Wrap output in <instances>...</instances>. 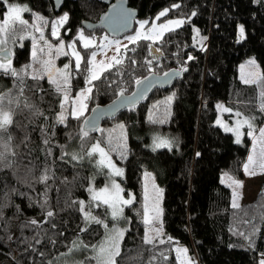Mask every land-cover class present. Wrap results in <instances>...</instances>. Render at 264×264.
Wrapping results in <instances>:
<instances>
[{
    "label": "trees",
    "instance_id": "16d2710c",
    "mask_svg": "<svg viewBox=\"0 0 264 264\" xmlns=\"http://www.w3.org/2000/svg\"><path fill=\"white\" fill-rule=\"evenodd\" d=\"M10 2L27 5L31 9L26 13L29 23L34 21L36 14L45 17L49 32L52 20L67 13L69 19L61 26L60 37L70 39L83 29L81 20L95 21L105 10V5L93 0L65 1L58 14L54 13L51 0ZM128 2L138 10L139 18L152 19L169 8L165 18L183 17L186 22L174 31L165 32L163 38L155 43L140 39L123 51V63L93 82L84 115L79 120L69 116L66 126L51 127L55 133L51 145L53 158L60 155V145L67 144L70 150H79L80 141L68 140L66 134L78 133L94 106L107 104L121 92L130 93L137 80L152 72L162 74L170 69L179 70L178 78L169 88L155 89L137 106L120 112L113 119L104 120L100 126L104 133L90 132L85 144L87 148L96 139H101V146L107 150L109 132L115 143V138L121 134L119 125H124L126 158L121 159L117 152H110L113 161L124 169L121 180L124 192L136 195L137 206L143 168L154 174L163 189L161 206L165 243L156 241L155 248L143 243L145 225L130 206L125 210L128 232L122 242L120 259L122 264H148L153 255L159 256V252L164 251L167 260L158 259L155 264H179L174 247L183 245L196 264H255L264 253V183L252 201L242 203L238 208L232 207L231 190L222 184L220 176L228 173L236 179L243 178L242 166L250 141L245 136L242 143H236L230 133L215 125V117L216 104L221 102L244 117H254L258 125L264 122V111L260 109V87L246 85L238 77L239 64L248 57H253L264 72V3L257 0ZM175 4L179 7L172 8ZM6 7L0 4V10ZM192 12L196 15L192 16ZM241 25L245 29L243 39L239 34ZM101 31L97 29L91 33ZM83 33L90 34L85 29ZM23 35L25 33L18 29L11 39L18 41ZM11 39L9 44L12 45ZM28 39L23 40L21 47H15L13 67L16 69L27 65ZM75 40L84 57L83 69L90 48L84 49ZM151 46L162 53L158 62L150 57ZM189 56L194 59L189 60ZM35 84L31 75L26 77L24 97L44 111L48 125L52 126L54 114L59 110L57 97L46 77L39 81L43 91H35ZM16 86L14 77L0 71V92L12 89L15 94ZM84 86L83 75L74 72L71 97ZM173 94L174 99L168 104L167 98ZM166 109L171 112L166 123L149 122L150 114L156 120L164 119ZM18 119L26 126L13 132L20 163L14 174L8 169L0 171V189L3 190L0 196L4 192L9 193L8 197H4L8 206L3 208L0 216V264H55L65 253L68 254L72 241L79 239L91 245L97 244L103 237L105 228L102 225L93 224L87 231H80L86 225L82 214L77 211L78 206L71 205L70 201L90 200L87 189L92 177L95 176L94 185L99 187L105 181L107 170H103L105 174L102 175L101 170L87 160L75 168L62 162L56 165L57 179L49 182L51 190L48 193L49 204L56 214L46 218L45 209L37 203L44 199L45 186L36 183L34 176L26 172L31 161L37 165L35 175L38 176L40 166L45 163L48 146L42 143L38 127L43 120L38 118L28 124L23 116ZM25 131L31 136V142L26 146L21 143ZM157 137L175 140L178 147L173 146L171 150L151 149ZM197 153L200 155L197 156ZM65 176L71 181L67 185L61 182ZM73 177L76 179L73 180ZM12 189L16 191L12 192ZM93 210L108 226L113 225L109 214L106 215V206L94 207ZM32 219L39 223L32 225ZM255 229L258 231L253 235ZM168 236L173 237V241L169 242ZM247 236H252V241L246 239Z\"/></svg>",
    "mask_w": 264,
    "mask_h": 264
},
{
    "label": "snow or ice",
    "instance_id": "6c2138e0",
    "mask_svg": "<svg viewBox=\"0 0 264 264\" xmlns=\"http://www.w3.org/2000/svg\"><path fill=\"white\" fill-rule=\"evenodd\" d=\"M257 2L264 3V0H257ZM0 4L7 5L6 9L0 10V16L3 18L0 19V71L5 75H10L16 80L15 94L12 89L7 91L0 92V171L5 169L12 170L13 174L17 168V165L20 163L19 156L20 153L17 151V143L13 132L18 128L26 127L18 117L23 116L24 120L28 124H32L38 118H42L43 123L38 126L39 132L42 137V143L48 146L45 149V163L39 168V175H35L37 165L35 163H30V167H26V172L35 178L36 183L43 184L45 186V191L43 193V201H37L39 206L42 209H45V217L52 218L56 214L54 210L51 209L48 200V193L51 190L50 181H55L57 179L56 172L54 167L59 163L66 165H71L73 168L81 164L83 161L87 160L89 163H94L96 168L101 170L100 174H105L103 170H107V179L108 183L100 189H96L94 186H89L87 191L91 196V199L85 203L84 200H73L70 201L71 205H77V211L82 214V219L86 227H82L80 231H87L88 227H91L93 224L102 225L105 228L104 239L98 244H86L82 240H74L71 242V246L68 248V252H77L81 250H88L89 248L92 251V255L86 257L85 260H81L78 264H122V242L126 233L128 232L127 228H109L105 220L98 218L93 215L94 207L107 206L110 210L111 217L119 221L123 219L125 223L128 222L127 217H124V207L130 206L135 201V195L129 194L127 198L123 195L124 189L119 183L116 182V177H121L124 175V169L117 166V164L112 160L110 152H117L121 159L126 158L127 153V137L124 132V125H119L121 129V134L119 137L114 138L109 132L107 138L108 149L102 147V140L96 139L95 142L91 143L89 147H85V144L88 142L90 132H100L104 133L103 129H100L94 122L93 119H85L83 121L84 127H82L78 133L73 135L72 133H67V139L73 140L78 139L80 141L79 150H70L69 145H60V155L54 157L52 150V137L55 136V133L51 131V127L55 125H67L68 117L71 116L76 120H79L84 112L87 110L86 101L89 99L92 94L94 81L100 80L103 74L111 70L115 65L123 63L122 59H117V56H112L111 61L113 63H105V61H96L97 53L95 51L91 52L90 58L84 63L82 69V61L84 57L81 56V53L76 50V40H73L67 44V48L71 51H65V42L59 36L58 27L62 26L69 19L68 14L65 13L59 19L52 23L51 35L57 37L59 43L53 48V45L49 43L44 36V29L41 25H47L48 20L42 15L36 14L37 23L29 24L28 20L22 18V13L29 12L31 9L27 5H20L17 3H11L10 0H0ZM179 5H172V8H178ZM170 11L169 8L163 9L158 16L157 20L160 17H164ZM192 16L196 15V12L191 13ZM186 21L184 19H169L165 23L159 25L153 23L148 32H138L135 36L127 37V39L135 44L140 39L150 40L155 43L156 40L163 38L165 32L174 31L175 28H179ZM149 22L147 20L141 21L140 26L143 29L146 24ZM21 30L25 35L20 36L19 39H27L31 37L32 46L30 52V58L32 63L24 65L20 69L13 67L12 60L14 56L13 48L9 47V41L17 33V30ZM199 34V30H196ZM35 33H39V39H37ZM240 35L241 38H245V29L243 25L240 26ZM78 39L83 41V48L88 49L94 43L93 37H86L83 34V29L80 30L78 34ZM107 39V37H105ZM201 39H207L202 37ZM43 42L44 46L42 47L40 42ZM12 45H15L17 41L11 39ZM119 41H116L117 44V53L120 52ZM99 47V45H97ZM124 49L127 50V45H124ZM134 50V49H133ZM53 51L55 52V57L59 58L60 56H71L74 58V67L72 61L65 63L62 68H56L53 61ZM44 56H47V59H43ZM189 60L194 59V57L189 56ZM39 63L41 65L39 70H33L32 64ZM135 63V61H132ZM151 64V61L148 62ZM250 65L255 66V60L249 61ZM74 72H79L83 75L84 82L87 85L85 88L79 90L78 95L71 97V81L74 78ZM31 75L35 84V91H43L39 85V81L43 80L45 76L48 78V83L52 86L53 94L57 97V103L59 105V110L54 114V125L49 126L47 121L48 117L45 115L44 111L35 103H30L27 97H24L25 91V80L26 77ZM168 73H165L167 76ZM251 79L241 77L244 84L246 85H258L260 87V109L264 111V73L257 71L256 73L250 74ZM147 79V77H145ZM136 83L139 85L142 83L141 80H137ZM123 96V92L120 93ZM135 96V93H133ZM42 99V97H41ZM174 99V94L171 97L167 98V103L170 104ZM134 102V101H133ZM217 108L222 109L225 112H231V108L224 107L223 104H217ZM24 113H27V116H24ZM237 116H241L242 113L236 112ZM165 118L156 120L150 114L148 120L150 123H166L167 119L171 116L170 110L165 111ZM254 117H244L243 119H238L235 123V126L229 127L227 124H223L224 130L226 132H232L235 134L236 142L240 143L244 133L241 132V129L244 125H247L250 129L247 133L253 138V146L250 155L248 156L247 163L244 164V170L249 175H255V168L258 167L262 172H264V128L258 129V135H256L257 129L254 127ZM216 123L222 124L220 119H217ZM35 130V129H34ZM31 142V136L25 131V138L21 141L25 146ZM173 146L178 147V143L175 140L167 138L157 137L154 140L153 149L157 148H167L171 150ZM28 151H31L30 149ZM197 156L200 153L196 154ZM252 166V170H250ZM228 179L232 180V184L237 187H242V182L232 179L228 174H224ZM76 177H73L75 180ZM152 180V193H149L148 181ZM155 178L151 173L145 171L144 173V202L142 208L138 213L141 216V222L145 225V234L143 236V243L145 245L152 246L155 248L157 238L164 235L162 228V215L163 209L161 207L163 189L159 188L158 185L154 182ZM92 181H95V176L92 177ZM63 184L67 185L71 181L67 176L63 177L61 181ZM224 182V181H222ZM30 188L31 184L28 185ZM231 186V185H230ZM15 192V189L11 190ZM58 191V189H57ZM0 192H3L0 189ZM19 195H26V193H18ZM239 193L236 192L235 188L233 189V202L232 207L238 208L239 204L236 202V197ZM9 193L4 192L0 196V216H2L3 208L7 207V203L4 201V197H8ZM87 208V210H86ZM109 213H106V215ZM32 225H37L39 221L36 219L30 220ZM161 225V226H157ZM55 227V225H53ZM258 229H255L257 232ZM244 235V233H240ZM246 239L252 241V236H247ZM167 240L169 242L173 241V237L168 236ZM160 244H164L163 239L159 240ZM178 243V242H177ZM176 258L180 261V264H196V262L188 255V249L186 247L177 246L175 248ZM42 255V253H41ZM64 255H67L65 253ZM264 257V253L261 254ZM160 260H167V256L164 251L159 252V256L153 255L148 264H155V262ZM259 264H264V258L259 260Z\"/></svg>",
    "mask_w": 264,
    "mask_h": 264
},
{
    "label": "rangeland",
    "instance_id": "374dc122",
    "mask_svg": "<svg viewBox=\"0 0 264 264\" xmlns=\"http://www.w3.org/2000/svg\"><path fill=\"white\" fill-rule=\"evenodd\" d=\"M26 13L27 12L22 13V18L25 19V20H28V19H26L27 18ZM64 14H62L58 18L52 20V22H51V28H52V23L54 21H56L57 19H59ZM158 14L154 18H152V19H149V18H139V17H137L136 18V21H135L134 29L131 32H129L127 34H124V35H122L120 37H110L103 30L101 32H94V33H91L90 32V34L89 33L88 34H84L83 33L84 36H86V37H93L94 38V43L90 47V50H89L88 59L90 58L91 52L92 51H95L97 53V56H96V61L97 62H99V61H105L106 64L107 63H113L111 61V57L112 56H117V59H122V57H123V51L125 50L124 49V45H127V47H128L129 45L132 44L127 39V37L135 36L138 32H148L150 30V28H151V26H152L153 23L159 25L161 23H165L169 19H184L185 20V18H183V17H172V18L171 17L170 18L169 17L168 18L167 17L166 18L165 17H162V18L160 17V19L157 20L156 17L158 16ZM2 18L3 17L0 16V19H2ZM145 20H147L149 23L146 24L144 26V28L142 29L141 26H140V22L141 21H145ZM34 23H37L36 17L34 18V21L31 22V23H29V24H34ZM41 26L44 29L45 39L49 43H51L53 45V48H55L58 45V43H59L58 39H54V38H57V37H54V36L51 35V29H50V32H49L47 30V28H46L47 25H41ZM60 29H61V26L58 27L59 36L61 35V30ZM79 32H80V30L77 31L76 36H74V38H72V39H70L68 37H64V36L63 37H60L65 42V51H71L70 49L67 48V44H69L70 42H72L75 39H77L79 41V43L81 44V46L83 47V41H80L78 39ZM239 34H240V29H239ZM35 35H36L37 39H39V33H35ZM105 37H107V39H105ZM28 38H29L28 39L29 54L27 55V58H26V63L27 64L32 63L31 58H30V52H31V46H32V39H31V37H28ZM23 40H21V39L18 40L15 45H11V44L8 45L9 47H12L13 48L14 54L16 52L15 51L16 50L15 47H17V46L18 47H21L23 45ZM116 41H119L120 42L119 43V47H120V52L119 53H117V51H116V49H117ZM40 44H41L42 47L44 46V44H43L42 41L40 42ZM97 45H99V47H97ZM76 50L79 51L78 48H77V46H76ZM47 58H48L47 56H44L43 57V59H47ZM70 60L72 61V64H74L75 61H74V58L73 57H71V56H60L59 58H56L55 57V52L53 51V61H54V64H55L56 68H62L63 65L65 63H68ZM251 60H255V59L253 57H248V58L244 59L239 64V67H238V77H239V79L242 82H243V80L241 79L242 76L245 77V78H247V79H251L252 76L250 74L256 73L257 71L264 73L262 71V69L260 68V66H259V64L257 63L256 60H255V62H256L255 66L250 65L249 64V61H251ZM12 64H13V60H12ZM115 66H118V65H115ZM32 67H33V70H39L40 67H41V65L39 63H33L32 64ZM45 77L48 80L47 76H45ZM85 87H87L86 84H85V86L83 88H85ZM78 93L79 92H77L76 95H78ZM86 103H87V101H86ZM217 104H223V103L219 102ZM217 104H216L217 114H216V117H215V125L218 126L222 131L226 132L224 130V127L222 126L223 124H227L229 127H233V126H235V123H236V121L238 119H243L244 118V116H242V115L241 116H237L236 115V112L234 110H232L231 112H225L222 109L217 108ZM223 105H224V107H227L225 104H223ZM227 108H229V107H227ZM217 119H220L222 121V124H219L218 125L216 123ZM254 127L257 129L256 135H258L259 134L258 133V129L259 128H264V122L261 125H258V122L257 121H254ZM249 130L250 129L248 128L247 125H244V127L241 129V132L244 133V135L242 136V139H241V142L240 143L243 142L245 136L249 137V141H250L249 142V151H248V154H247L246 159H245V161L243 163V166H242V169H243V178L242 179H236V178H234V177L231 176L232 179L241 181L242 182V187H237L236 185L232 184V180L228 179V177H226L224 175L225 173H222L221 176H220V181L221 182L224 181V182H222V184L228 186L230 188V190H231V204L233 202V189L234 188H235L236 192L239 193V195L236 197V202L240 205L242 203L252 201L254 199V197L256 196L257 192L260 190L261 185L264 183V172H262L258 167H256L254 169L255 172H256L255 175H249L244 170V164L247 163L248 156L250 155V153L252 151V146H253V143H254L253 138L247 134L249 132ZM227 133H230L232 135V137H233V140L236 142L235 134L232 133V132H227ZM153 144H154V141H153ZM150 148L153 149L152 146H150ZM117 166L121 167L118 164H117ZM250 170H252V166H250ZM145 171L151 173L152 176L154 177V174L150 170H147L145 168L142 169V171H141V190H140L139 195H138V205L135 206L136 205V202H137V198H136V195L134 193H132V192H124L123 193V195L125 196V198H127L129 196V194H134L135 195V201L130 206H132V208H134L135 212L140 217V219H141V216L138 213L140 212V210L142 208V204L144 202V199H143L144 198V188H143V185L145 183V181H144V173H145ZM123 176L116 177L115 178L116 179V182L119 183L122 188H123V186H122L121 180H122ZM154 182H155L156 185L159 186V188H161V186L157 183L156 179L154 180ZM107 183H108V179H107V175H106L105 181H104V183L101 186L96 187L94 185V182L93 181L90 182L89 186H94L96 189H100V188H103ZM151 185H152V180L149 179V181H148V187H149V193H150V195L152 193ZM88 196H89V199H91V196H90L89 193H88ZM82 200H84V199H82ZM84 201L87 204V202L89 200L88 201L84 200ZM130 206H125L124 207V212H123L124 217H127L126 214H125V210H126V208H128ZM86 210H87V208H86ZM107 210H108L109 216L111 217L110 210L108 208H107ZM92 211H93V215L97 216L95 214L94 210H92ZM111 219L113 220V225H110L109 228H113V227H116V228H127V223H125V221L123 219H121L119 221L114 220L112 217H111ZM157 226L159 227L161 225H157ZM162 228H163V225H162ZM144 234H145V231H144ZM163 236L157 238V241H159L160 239H163L164 238ZM103 239H104V235L98 241V243H100ZM177 246L185 247L183 245H176L174 247V252H175V248ZM92 254L93 253H92V251H91L90 248L88 250H81V251L72 252V253H69L68 252L67 255L61 257V259L56 260L54 263L55 264H78L79 261L85 260L86 257H89ZM175 255H176V252H175ZM188 255L191 257V255L189 253V250H188ZM261 258H264V257L259 256V258L255 262V264H259V260ZM178 262L180 264V261L179 260H178Z\"/></svg>",
    "mask_w": 264,
    "mask_h": 264
},
{
    "label": "water",
    "instance_id": "95a60500",
    "mask_svg": "<svg viewBox=\"0 0 264 264\" xmlns=\"http://www.w3.org/2000/svg\"><path fill=\"white\" fill-rule=\"evenodd\" d=\"M54 13L62 11L65 1L75 0H51ZM105 5V10L95 21L81 20V27L88 32L94 30H103L110 37H120L131 32L134 29L138 10L129 5L128 0H93ZM162 53L157 51L156 47H150V57L154 62H158ZM165 73H168L165 76ZM180 71L170 69L162 74L150 73L147 79H140L142 83H136L130 93H123L104 105L94 106L85 119H93L100 128L102 122L106 119L115 118L120 112L137 106L149 97L155 89H167L178 78ZM135 93V96H133ZM134 101V102H133ZM84 119V120H85ZM82 127L84 124L82 123Z\"/></svg>",
    "mask_w": 264,
    "mask_h": 264
}]
</instances>
